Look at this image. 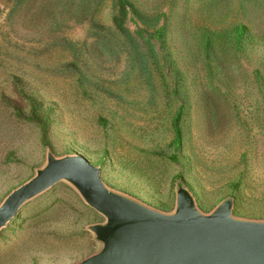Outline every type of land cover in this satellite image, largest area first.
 I'll return each instance as SVG.
<instances>
[{
    "label": "rangeland",
    "instance_id": "1",
    "mask_svg": "<svg viewBox=\"0 0 264 264\" xmlns=\"http://www.w3.org/2000/svg\"><path fill=\"white\" fill-rule=\"evenodd\" d=\"M133 1L121 29L118 0H0V206L52 153L163 214L184 187L264 223V0ZM105 222L61 182L0 230V264L80 263Z\"/></svg>",
    "mask_w": 264,
    "mask_h": 264
},
{
    "label": "water",
    "instance_id": "2",
    "mask_svg": "<svg viewBox=\"0 0 264 264\" xmlns=\"http://www.w3.org/2000/svg\"><path fill=\"white\" fill-rule=\"evenodd\" d=\"M61 182L106 219L90 226L100 251L77 264H264V223L234 219L232 199L205 215L180 187L175 213L163 214L109 189L83 156L48 154L46 166L0 206V230Z\"/></svg>",
    "mask_w": 264,
    "mask_h": 264
},
{
    "label": "trees",
    "instance_id": "3",
    "mask_svg": "<svg viewBox=\"0 0 264 264\" xmlns=\"http://www.w3.org/2000/svg\"><path fill=\"white\" fill-rule=\"evenodd\" d=\"M118 6L119 10L116 12L115 17H114V23L117 25L119 28H123L124 23L126 21V18L128 16V8H131V10H135V8H138L136 1L133 0H118ZM32 107H33V115L36 116L38 107H37V102L34 100L30 101ZM180 120L177 119L175 122V130L177 133V136L180 139L181 136V131H180V126H179Z\"/></svg>",
    "mask_w": 264,
    "mask_h": 264
}]
</instances>
